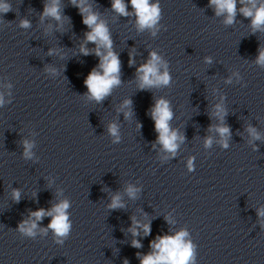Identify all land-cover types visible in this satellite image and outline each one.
Listing matches in <instances>:
<instances>
[{
  "label": "clouds",
  "instance_id": "9594fccd",
  "mask_svg": "<svg viewBox=\"0 0 264 264\" xmlns=\"http://www.w3.org/2000/svg\"><path fill=\"white\" fill-rule=\"evenodd\" d=\"M71 4L79 9L82 17L83 24L87 26L89 31L84 33V43L80 46V53L82 55L94 54L99 58L98 65L93 68L84 80L87 87V95L90 99L97 102H102L108 97L112 89L121 84V60L118 54L113 50V40L111 38L110 30L106 22L100 19V13L92 9V5L87 0H70ZM238 0H209V6L214 9L215 15L225 16L224 23L231 25L235 22L237 12L243 15L246 19H250V24L253 33L256 31H264V3L260 0H239L241 7L237 9ZM132 12L128 10V4L125 0H111V9L120 16L128 17L134 15L136 18V25L139 31L145 29L152 30V35H156L157 25L161 18V10L159 3H152L151 0H130ZM11 6L5 0H0V13H7L10 11ZM45 17H52L58 22H62V9L60 0H48L44 4V9L41 14V19ZM20 26L24 28L30 27V21L21 20ZM92 43L95 45L94 49H89L87 44ZM55 50L50 49L49 55L53 54ZM206 63L211 64L210 57L205 58ZM135 63L134 57L129 55V64ZM256 63L264 67V48L258 49V56ZM163 69V70H162ZM50 71H55L50 69ZM138 87L140 90H150L162 86H168L171 83V76L167 70V63L162 59L157 52L152 51L149 53V58L136 68ZM231 83V78L228 79ZM3 103L0 97V104ZM132 104L131 99H126L123 102L122 109L128 108ZM133 113L131 111L124 112L125 118H128ZM218 119L223 122L224 116L227 115L226 110L222 104L215 105V113ZM150 115L154 122V128L157 133L156 143L162 146L165 152L175 155L179 143H182L185 137L170 127V121L173 118V112L170 107V102L164 98L155 100L150 109ZM142 127L137 123V128ZM210 131L214 130L221 137V143L224 148L228 147V139L231 136V130L223 123L210 126ZM249 135L254 140H259L260 135L256 129L249 126L247 129ZM108 132L111 136L115 137L114 143L120 141L118 126L113 123L108 127ZM212 144V138L205 139V146L208 147ZM32 144L24 141V157H32ZM155 146V145H154ZM188 167L192 170V160H189ZM127 195L131 199H135L138 188L129 184L125 189ZM20 190H12V198L15 201L20 200ZM70 203L68 200H61L54 204L50 209L40 208L36 211L30 212L29 219L24 220L19 225V231L26 236L35 237L38 222L45 216L51 217L50 223L47 228L41 229L42 232L47 233L50 229L55 237L59 238L56 243L63 244L64 240L68 237L71 230V222L69 221L68 208ZM109 209L124 208L121 195L116 193L112 196L111 202L107 205ZM258 216L264 217V209L257 212ZM169 224L173 223L170 217H165ZM132 224L128 231L134 237L131 241L133 248L140 249L143 247L141 241L135 237L140 236L141 230L145 236L151 234V224H141L135 217H131ZM188 232L180 230L175 234L157 235L154 240L150 242V249L146 254L137 252V257L140 264H194V245L186 239ZM124 264H128L125 260Z\"/></svg>",
  "mask_w": 264,
  "mask_h": 264
}]
</instances>
